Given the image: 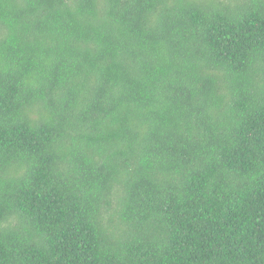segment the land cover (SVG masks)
Returning <instances> with one entry per match:
<instances>
[{"label": "trees", "instance_id": "trees-1", "mask_svg": "<svg viewBox=\"0 0 264 264\" xmlns=\"http://www.w3.org/2000/svg\"><path fill=\"white\" fill-rule=\"evenodd\" d=\"M0 264H264V0H0Z\"/></svg>", "mask_w": 264, "mask_h": 264}]
</instances>
